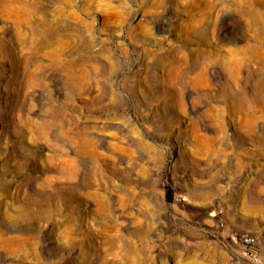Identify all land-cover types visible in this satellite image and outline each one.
<instances>
[{
    "label": "rangeland",
    "instance_id": "374dc122",
    "mask_svg": "<svg viewBox=\"0 0 264 264\" xmlns=\"http://www.w3.org/2000/svg\"><path fill=\"white\" fill-rule=\"evenodd\" d=\"M0 264H264V0H0Z\"/></svg>",
    "mask_w": 264,
    "mask_h": 264
},
{
    "label": "built area",
    "instance_id": "2783aa9c",
    "mask_svg": "<svg viewBox=\"0 0 264 264\" xmlns=\"http://www.w3.org/2000/svg\"><path fill=\"white\" fill-rule=\"evenodd\" d=\"M241 242L245 245L250 247L255 242V237L249 233H243L240 236ZM249 257L252 262H257L259 260V256L256 252L249 250Z\"/></svg>",
    "mask_w": 264,
    "mask_h": 264
}]
</instances>
